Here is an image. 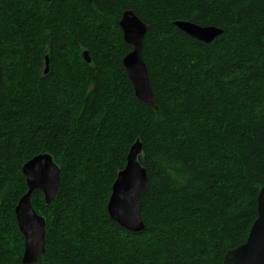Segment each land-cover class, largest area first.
Listing matches in <instances>:
<instances>
[{"label": "trees", "instance_id": "trees-1", "mask_svg": "<svg viewBox=\"0 0 264 264\" xmlns=\"http://www.w3.org/2000/svg\"><path fill=\"white\" fill-rule=\"evenodd\" d=\"M128 9L147 24L156 110L122 64ZM176 20L222 33L205 43ZM136 138L148 181L133 233L106 204ZM40 153L60 184L48 204L32 193L45 250L29 264H221L264 184V0H0V264H23L14 208Z\"/></svg>", "mask_w": 264, "mask_h": 264}, {"label": "water", "instance_id": "water-1", "mask_svg": "<svg viewBox=\"0 0 264 264\" xmlns=\"http://www.w3.org/2000/svg\"><path fill=\"white\" fill-rule=\"evenodd\" d=\"M174 24L190 37L209 43L222 33L214 26H201L189 21H175ZM123 30V39L132 49L123 57V65L131 80L137 98L156 109L153 93L149 84L148 72L142 58L143 39L147 30L145 25L129 10L122 14L119 22ZM84 59L89 62L87 53ZM48 66V61L46 60ZM48 69V67H47ZM45 70V72L47 71ZM142 144L137 140L130 148L125 167L118 172L111 187L107 204L110 218L130 232H139L144 228L139 210L145 193L148 175L138 160ZM28 190L15 207L18 228L24 236L25 253L22 263L29 264L37 260L45 250V221L33 209L30 197L34 190L43 192L45 201L51 202L60 184V170L49 154H39L23 165ZM258 213L247 239L243 244L229 250L222 264H264V187L258 196Z\"/></svg>", "mask_w": 264, "mask_h": 264}, {"label": "bare ground", "instance_id": "bare-ground-1", "mask_svg": "<svg viewBox=\"0 0 264 264\" xmlns=\"http://www.w3.org/2000/svg\"><path fill=\"white\" fill-rule=\"evenodd\" d=\"M47 1H50V0H47ZM130 9H128V10H124L123 12H122V14L124 13V12H126V11H129ZM132 11V10H131ZM134 13V12H133ZM122 14H121V16H120V19H119V21H118V25H119V22L121 21V19H122ZM135 14V13H134ZM136 15V14H135ZM137 16V15H136ZM138 17V16H137ZM139 18V17H138ZM140 19V18H139ZM141 20V19H140ZM142 21V20H141ZM177 21H187V20H176V22ZM143 22V21H142ZM175 22V21H174ZM174 22H173V24H174ZM189 22H191V21H189ZM145 25H147L145 22H143ZM193 23V22H192ZM193 24H196V23H193ZM175 25V24H174ZM196 25H198V24H196ZM176 26V25H175ZM119 27L121 28V26L119 25ZM177 27V26H176ZM215 27V26H214ZM178 28V27H177ZM121 31H122V35H123V30H122V28H121ZM131 49H132V47H131ZM131 51V50H130ZM129 51V52H130ZM84 52H86L87 53V55H88V57H89V54H88V52L85 50V51H83L82 52V55L84 54ZM128 53V52H127ZM126 53V54H127ZM125 54V55H126ZM124 55V56H125ZM123 56V57H124ZM83 58H84V56H83ZM90 58V57H89ZM143 58V57H142ZM46 60L48 61V66H47V64H46ZM86 61V60H85ZM87 62V61H86ZM90 62V61H89ZM122 64H123V58H122ZM146 65V64H145ZM47 67H48V69H47ZM123 67H124V65H123ZM125 68V67H124ZM47 69V71L45 72V70ZM146 69H147V67H146ZM48 70H49V59H48V56H46L45 57V63H44V72L45 73H47L48 72ZM126 70V69H125ZM147 72H148V70H147ZM127 73V72H126ZM128 75V74H127ZM148 77H149V74H148ZM128 78H129V76H128ZM129 80H130V78H129ZM130 82H131V80H130ZM149 84H150V81H149ZM133 87V86H132ZM150 87H151V85H150ZM133 90H134V88H133ZM152 90V89H151ZM153 93V92H152ZM134 94H135V91H134ZM136 96V95H135ZM137 97V96H136ZM154 101V100H153ZM156 109H157V106H156ZM156 109H154V110H156ZM137 140H139V142L142 144V142L140 141V139L139 138H136L134 141H133V143L130 145V147H129V149H128V151H127V154H126V158H125V164H126V161H127V155H128V153H129V151H130V148H131V146L137 141ZM40 154H48V153H40ZM142 154V150H141V153H140V155ZM37 155H39V154H37ZM37 155H35V156H37ZM50 155V154H49ZM140 155H138V160H139V156ZM35 156H33V157H35ZM51 156V155H50ZM32 157V158H33ZM52 157V156H51ZM32 158H30V159H32ZM29 159V160H30ZM29 160H27L25 163H27ZM52 160H53V158H52ZM54 162V161H53ZM140 162V161H139ZM24 163V164H25ZM55 163V162H54ZM23 164V165H24ZM56 164V163H55ZM125 164H124V167H125ZM23 165H22V168H23ZM57 165V164H56ZM142 165V164H141ZM58 166V165H57ZM143 166V165H142ZM59 167V166H58ZM123 167V168H124ZM144 167V166H143ZM22 168H21V171H22ZM122 168V169H123ZM145 168V167H144ZM122 169H120L119 171H121ZM146 169V168H145ZM59 170H60V168H59ZM118 171V172H119ZM147 171V170H146ZM118 172H117V174H118ZM22 174H23V171H22ZM117 174H116V177H117ZM60 175V174H59ZM148 175V174H147ZM23 176H24V178H25V175L23 174ZM116 177H115V179H116ZM114 179V180H115ZM114 182V181H113ZM25 184H26V178H25ZM113 184V183H112ZM26 187H27V190H28V186H27V184H26ZM111 187H112V185H111ZM264 187V184L261 186V188H260V190H259V192H258V194H257V197H256V217H255V219H254V221H253V223H252V225L255 223V220H256V218H257V215H258V213L261 211V209H260V206L258 205V201H257V199H258V196H259V194H260V192H261V190H262V188ZM27 190H26V192H27ZM36 190H39V189H36ZM41 191V190H40ZM26 192L22 195V196H24L25 194H26ZM42 192V191H41ZM43 193V192H42ZM110 195H111V191H110ZM110 195H109V198H110ZM21 196V197H22ZM32 196V195H31ZM43 196H44V194H43ZM20 197V198H21ZM20 198H19V200H20ZM109 198H108V201H109ZM19 200H18V202H17V204H16V206L15 207H17V205H18V203H19ZM30 201H31V197H30ZM44 201H45V197H44ZM108 201H107V204H108ZM142 202V201H141ZM45 203L46 204H48L46 201H45ZM50 203V202H49ZM107 204H106V210H107ZM140 208H141V206H140ZM34 209V208H33ZM14 210H15V208H14ZM36 212V211H35ZM14 213H15V211H14ZM107 213H108V211H107ZM139 214H140V210H139ZM39 215V214H38ZM109 215V214H108ZM40 217H42L43 219H44V217L43 216H41V215H39ZM110 217V216H109ZM141 217V216H140ZM44 221H45V219H44ZM115 222V221H114ZM117 223V222H116ZM118 224V223H117ZM119 225V224H118ZM252 225H251V227H252ZM120 226V225H119ZM121 227V226H120ZM251 227H250V229H251ZM122 228V227H121ZM123 229H125V228H123ZM250 229H249V231H250ZM125 230H127V229H125ZM127 231H129V230H127ZM130 232V231H129ZM249 233V232H248ZM23 235V234H22ZM247 236H248V234H247ZM24 237V236H23ZM246 239H247V237H246ZM246 239H245V241H246ZM244 241V242H245ZM243 242V243H244ZM243 243H241V244H243ZM240 245V244H239ZM238 246V245H237ZM236 246V247H237ZM235 248V247H234ZM234 248H232V249H234ZM231 250V249H230ZM229 251V250H228ZM227 251V252H228ZM226 252V253H227ZM24 253H25V242H24V250H23V255H24ZM225 253V254H226ZM23 255H22V259H23ZM225 256V255H224ZM224 256H223V261H224ZM223 261H222V263H223ZM221 263V264H222Z\"/></svg>", "mask_w": 264, "mask_h": 264}]
</instances>
